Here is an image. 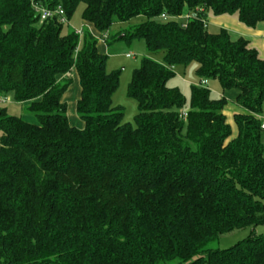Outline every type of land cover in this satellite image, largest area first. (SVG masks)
Listing matches in <instances>:
<instances>
[{"label":"trees","instance_id":"obj_1","mask_svg":"<svg viewBox=\"0 0 264 264\" xmlns=\"http://www.w3.org/2000/svg\"><path fill=\"white\" fill-rule=\"evenodd\" d=\"M31 1L0 0V97L35 118L0 102V264H264V59L245 37L207 29L209 13L255 27L264 0H35L68 21L83 3L82 21L106 41L113 23L144 17L119 38L142 39L163 61L144 56L132 72L133 123L112 103L119 71L94 33L40 22ZM193 60L199 82L182 117L185 97L167 82ZM74 73L81 128L62 100ZM246 227L231 246H210Z\"/></svg>","mask_w":264,"mask_h":264},{"label":"rangeland","instance_id":"obj_2","mask_svg":"<svg viewBox=\"0 0 264 264\" xmlns=\"http://www.w3.org/2000/svg\"><path fill=\"white\" fill-rule=\"evenodd\" d=\"M83 7V3H80L77 6L75 11L71 15L69 21L64 24L62 32L83 28H86L91 31L90 27L82 21L81 16ZM212 16L214 15H210V17ZM143 19V16H135L129 19L128 21L113 23L110 29L107 31L109 37L107 41L106 39L101 40V38H99V33L96 32L94 29V31L92 30V32L98 39L97 48L107 56V70L119 71L118 86L112 95V103L113 105H119L123 108V121L130 123H133V118L137 113V103L135 99L127 95V86L131 79L133 70L140 65L141 59L144 56L150 57L156 61H163V51H148L142 39L134 38L129 40L119 38V36H122L124 34V30L130 28L132 25L138 24ZM260 23L263 24L261 26H264V21ZM209 25L210 26L208 28V31L213 29L211 24ZM126 54H131V56L127 57ZM198 67L199 65L195 60L190 61L186 65H174L172 68L174 75L167 82L168 86L177 87L182 91L186 100L184 111L188 108L190 86L192 84H198L199 82L197 75ZM202 85L209 88L211 97L213 98L221 97L223 94L220 83L217 79H207L206 83H202ZM224 96L227 99V104L224 108V114L230 121L231 119H233V113H237L240 111L235 103L236 92L235 90H229L224 93ZM3 105L7 107L9 113L20 116L23 119H26L27 121L35 122L34 116L26 113L23 105L21 103L13 101L10 96H8L6 102H4ZM68 113L69 112L67 110V115ZM75 115L78 118L76 112ZM260 118L264 121V101L262 103V111L260 114ZM250 232L251 228L246 227L243 229L223 233L219 236L217 240L213 241L210 246L218 247L221 249L229 247L237 241L245 238L248 234H250ZM255 233H264V226L256 227Z\"/></svg>","mask_w":264,"mask_h":264},{"label":"crops","instance_id":"obj_3","mask_svg":"<svg viewBox=\"0 0 264 264\" xmlns=\"http://www.w3.org/2000/svg\"><path fill=\"white\" fill-rule=\"evenodd\" d=\"M210 15L213 14L209 13L207 18V29L210 26L209 24H211L213 28L212 30H210V32H216L220 28H224L228 31L231 39H236L240 36H243L250 41V45L255 47L260 57L264 59V26H261L263 24L258 22L255 27L250 28L242 24L238 20L236 15L223 14L217 16L214 15L212 17H210ZM85 24H87L90 27L91 31L94 29L91 24L89 23H85ZM79 95H80V86L78 82V76L74 73L72 75V83L69 86L68 90L64 93L62 100L65 101L66 104H68L67 110L69 113L67 116L69 123L72 126L81 128L83 127V122L80 119H78L75 115L76 112L75 103L76 100L79 98ZM227 122L232 126L233 132L235 133V126L233 123V119H231L230 121L227 119Z\"/></svg>","mask_w":264,"mask_h":264},{"label":"built area","instance_id":"obj_4","mask_svg":"<svg viewBox=\"0 0 264 264\" xmlns=\"http://www.w3.org/2000/svg\"><path fill=\"white\" fill-rule=\"evenodd\" d=\"M31 5L35 11V14L38 16V19L40 22H43L47 19H51L53 17H56L60 23L65 24L68 22L64 10L61 6H57V7H53V8H48L46 6H43L41 3L36 2L35 0L31 1ZM161 17L163 19L167 18V15L162 14ZM76 34H78L79 36L82 35L83 30L82 29H78V30H74ZM107 37L106 34H101L99 38L104 39ZM127 57L131 56V54H126ZM202 83H206V80H203ZM7 98H1L0 97V102L4 103L6 102ZM182 117L186 116V111H182L180 114ZM261 128H264V121L261 120Z\"/></svg>","mask_w":264,"mask_h":264}]
</instances>
